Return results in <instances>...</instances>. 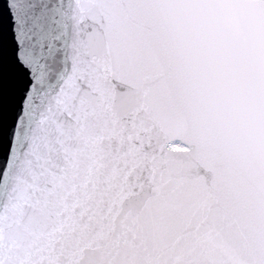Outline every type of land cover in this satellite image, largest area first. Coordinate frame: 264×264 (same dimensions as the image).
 <instances>
[{
    "label": "snow or ice",
    "instance_id": "snow-or-ice-1",
    "mask_svg": "<svg viewBox=\"0 0 264 264\" xmlns=\"http://www.w3.org/2000/svg\"><path fill=\"white\" fill-rule=\"evenodd\" d=\"M7 10L0 264H264V0Z\"/></svg>",
    "mask_w": 264,
    "mask_h": 264
},
{
    "label": "water",
    "instance_id": "water-1",
    "mask_svg": "<svg viewBox=\"0 0 264 264\" xmlns=\"http://www.w3.org/2000/svg\"><path fill=\"white\" fill-rule=\"evenodd\" d=\"M7 12V0H0V178H2L11 147L12 131L22 110L24 93L27 91V85L24 86L23 91L18 93L10 92L7 86L4 62V14ZM7 19L10 32V13H8Z\"/></svg>",
    "mask_w": 264,
    "mask_h": 264
}]
</instances>
